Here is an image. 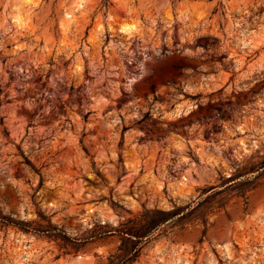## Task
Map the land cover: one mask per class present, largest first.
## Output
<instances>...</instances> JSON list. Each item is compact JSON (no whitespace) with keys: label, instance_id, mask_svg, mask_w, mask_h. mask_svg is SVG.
Instances as JSON below:
<instances>
[{"label":"rangeland","instance_id":"obj_1","mask_svg":"<svg viewBox=\"0 0 264 264\" xmlns=\"http://www.w3.org/2000/svg\"><path fill=\"white\" fill-rule=\"evenodd\" d=\"M263 159L264 0H0V264H264Z\"/></svg>","mask_w":264,"mask_h":264},{"label":"trees","instance_id":"obj_2","mask_svg":"<svg viewBox=\"0 0 264 264\" xmlns=\"http://www.w3.org/2000/svg\"><path fill=\"white\" fill-rule=\"evenodd\" d=\"M102 1H103V5H106L107 0H102ZM22 157L24 158L25 161H27L23 154ZM261 170L264 171V159L255 168L256 172H259ZM161 215H166V216L164 218H161ZM175 215H176L175 213L163 214L161 211H157V210L146 211L141 215L139 220L136 219L128 220L126 223L122 224L121 230H119L117 233L126 236L128 239H134L137 242V244H140L142 242H146L147 240H149L150 237L153 236V234L157 230H159V228L162 225L173 223L171 219ZM8 224L14 225L15 227H18L24 231H37V232L52 231L50 229H46V230L33 229L30 227V223L23 221H19V222L8 221ZM53 231H56V229H53ZM90 239H95V237L93 236ZM132 251L134 250L131 249L130 252Z\"/></svg>","mask_w":264,"mask_h":264},{"label":"bare ground","instance_id":"obj_3","mask_svg":"<svg viewBox=\"0 0 264 264\" xmlns=\"http://www.w3.org/2000/svg\"><path fill=\"white\" fill-rule=\"evenodd\" d=\"M126 30L128 31L129 29H128V28H126V29H125V31H126Z\"/></svg>","mask_w":264,"mask_h":264}]
</instances>
